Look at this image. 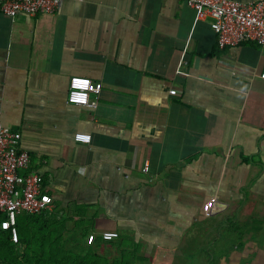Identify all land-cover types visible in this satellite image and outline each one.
<instances>
[{
	"label": "crops",
	"instance_id": "1",
	"mask_svg": "<svg viewBox=\"0 0 264 264\" xmlns=\"http://www.w3.org/2000/svg\"><path fill=\"white\" fill-rule=\"evenodd\" d=\"M263 74L264 48H219L180 0H62L56 14H0V121L20 136L55 217L90 235L172 250L191 216L243 200L249 174L261 175L250 190L264 203ZM73 76L102 84L97 108L67 102Z\"/></svg>",
	"mask_w": 264,
	"mask_h": 264
},
{
	"label": "built area",
	"instance_id": "2",
	"mask_svg": "<svg viewBox=\"0 0 264 264\" xmlns=\"http://www.w3.org/2000/svg\"><path fill=\"white\" fill-rule=\"evenodd\" d=\"M83 1V0H75ZM193 8L201 20L208 21L217 34L221 49L236 48L243 43H254L264 48V0L241 2L236 0H180ZM62 0H0V14L16 18L35 17L59 12ZM264 79V74L262 75ZM102 84L87 77L73 76L69 81L67 102L80 107L97 108ZM76 142L90 144L91 134L77 133ZM31 157L20 146V136L0 121V212L6 213L10 225H15L22 213L37 215L54 210L52 200L44 194L43 179L30 171ZM149 171V166L144 168ZM95 234L89 235L93 243ZM104 241L119 238L116 231L101 234Z\"/></svg>",
	"mask_w": 264,
	"mask_h": 264
},
{
	"label": "trees",
	"instance_id": "3",
	"mask_svg": "<svg viewBox=\"0 0 264 264\" xmlns=\"http://www.w3.org/2000/svg\"><path fill=\"white\" fill-rule=\"evenodd\" d=\"M256 160L255 158H242V161L247 164L251 162L256 164ZM258 165L261 166L259 161ZM254 176L255 174L252 175V178ZM256 178H259V174ZM248 192V195L254 194L251 190ZM243 203H245V199L240 200L237 204L234 203L241 211L236 212L232 208L231 219L218 228L221 232L224 231L225 237L217 240L216 254L208 256V262L203 264H219L223 257H228L244 246V235L251 232L250 228L257 229L249 227V223L253 225L256 223L257 219L253 218L254 216H251L248 221L242 219L244 208L239 206H243ZM225 213L222 212L219 216H223ZM204 217L216 216L207 215ZM67 224L65 219L56 218L55 213H42L28 215L26 220L17 219L15 225H10L8 215L0 212V264H138L149 261L148 257L139 253V250L145 247L144 242L135 243L132 245L134 247L130 249L126 247L125 236L119 233V238L112 241H104L101 236L96 235L93 243L89 244V231L83 230L79 226L72 230L67 227L64 229ZM257 237L258 233L254 235L255 239ZM226 238L229 242L223 244ZM190 242H186L187 245ZM98 251H106L108 255H114L100 261ZM126 254H132L133 260L127 262Z\"/></svg>",
	"mask_w": 264,
	"mask_h": 264
},
{
	"label": "rangeland",
	"instance_id": "4",
	"mask_svg": "<svg viewBox=\"0 0 264 264\" xmlns=\"http://www.w3.org/2000/svg\"><path fill=\"white\" fill-rule=\"evenodd\" d=\"M257 175L258 174H255V176L251 178V175L249 174V181L246 182L247 185L243 186L240 190L242 191L241 194H243V198L245 199V205L239 206L240 208H244L241 215L242 219H247L248 221L251 216H254L253 218L257 219L254 225L252 223H249V227H256L257 229L250 228L251 232H247L244 235V246L231 253L228 257H223L220 260L219 264H264V203L262 202L261 204L260 201H258L259 198L257 196V193L248 195V191L251 189V187L256 185V181L258 180V178H256ZM260 176L261 175H259V177ZM254 188L256 190L257 187ZM236 192V190L233 191L234 197H237L238 193L236 194ZM259 192L262 191L259 190ZM213 193L217 197L223 196V194L225 196L224 191L220 189L213 191ZM232 200V203L239 202L238 198H233ZM260 205H262L263 207ZM232 208H234L236 212L241 211L237 205L233 204L232 207L229 208L223 216L218 215L211 218L203 217L201 215L191 216V219H189V222H187L189 225L188 229L185 230V233H183V238L181 237L182 246H178L172 250L164 251L158 248L152 249L153 247L151 245L142 247L139 250V253H141V255L144 257H148L149 261L141 262L138 264H203L208 262V256H214L216 254V251L218 250L217 240L221 237H225V235L223 234L224 231L221 232L220 230H218V228L228 223V219H231L233 214ZM52 213L53 212H51V214ZM28 215L29 214L27 213H22L17 216V219L26 220ZM212 216H214V214ZM59 219L64 220V218L62 217H59ZM68 224L73 225L75 229L78 226L81 228L82 222H74V224ZM66 227L68 228V226L66 225L64 226V229H66ZM256 233H258V237L255 239L254 235ZM125 239V243L127 244L126 247L130 249L134 247L132 246L133 244L137 243V239L135 237H132L130 234H127ZM186 242H190L189 245H187ZM228 242L229 240L226 238L223 244H226ZM97 254L101 259L100 261L114 255H108L106 251H98ZM126 255L127 262L133 260L132 254Z\"/></svg>",
	"mask_w": 264,
	"mask_h": 264
}]
</instances>
